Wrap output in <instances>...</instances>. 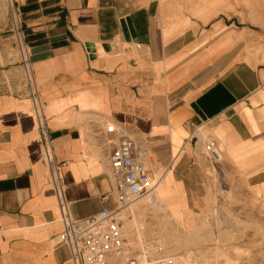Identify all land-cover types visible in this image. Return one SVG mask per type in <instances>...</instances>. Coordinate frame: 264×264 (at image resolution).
Segmentation results:
<instances>
[{"label":"crops","instance_id":"1","mask_svg":"<svg viewBox=\"0 0 264 264\" xmlns=\"http://www.w3.org/2000/svg\"><path fill=\"white\" fill-rule=\"evenodd\" d=\"M14 2L74 220L118 206L108 123L149 151L156 198L178 224L207 195L208 134L264 201V0ZM8 45L6 25L0 264H72L31 102L9 91L22 69Z\"/></svg>","mask_w":264,"mask_h":264},{"label":"built area","instance_id":"2","mask_svg":"<svg viewBox=\"0 0 264 264\" xmlns=\"http://www.w3.org/2000/svg\"><path fill=\"white\" fill-rule=\"evenodd\" d=\"M8 1L11 20L8 21L10 46L15 49L22 69L20 88L9 91L24 96L31 102L43 149V159L48 165L50 183L63 225L57 243L69 251L72 264H175L172 257L154 254L149 244L133 242L134 239L129 237L121 224L118 214L135 202L146 201L148 205L156 203L159 182L150 178V172L145 167L147 159L152 161L149 151L138 146L122 128L113 123L105 125L103 139L110 147L108 166L118 207L110 212L102 210L82 220H74L71 217L60 164L54 157L44 105L25 42L21 13L14 0ZM205 152L213 165H219L222 154L214 140L208 139Z\"/></svg>","mask_w":264,"mask_h":264},{"label":"rangeland","instance_id":"3","mask_svg":"<svg viewBox=\"0 0 264 264\" xmlns=\"http://www.w3.org/2000/svg\"><path fill=\"white\" fill-rule=\"evenodd\" d=\"M8 21L9 1L0 0V31L6 25L9 29ZM8 48L11 55L16 53L12 46ZM208 139L214 140L211 134ZM208 139L201 150L208 179L207 195L188 219L187 224L193 222L190 227L175 222L162 202L163 209L137 203L141 216L136 221L142 225L139 233L129 214L130 207L122 212L129 223L119 217L121 224L133 242L137 234L154 254L172 257L175 264H264V201L255 195V187L247 177L231 170L223 157L217 166L208 160ZM158 176L150 178L157 181Z\"/></svg>","mask_w":264,"mask_h":264},{"label":"bare ground","instance_id":"4","mask_svg":"<svg viewBox=\"0 0 264 264\" xmlns=\"http://www.w3.org/2000/svg\"><path fill=\"white\" fill-rule=\"evenodd\" d=\"M153 164H155V162H153V160L151 161L150 159H147L146 160V162H145V167L147 168V169H150L151 167H152V165ZM158 189V188H157ZM146 203L147 204V202L146 201H139V202H136V203H134L132 206H130V210H129V214L131 215V217H133V224L137 227V228H135V229H137V231H138V233L141 231V229H142V225L139 223V222H137L136 221V218L140 215V213L138 212V204L139 203ZM138 203V204H137ZM148 205V204H147ZM153 208H156V207H161V206H163L159 201H156V203L154 204V205H151ZM164 208V206L162 207V209ZM127 209H125V210H123V211H126ZM123 211H121L119 214H118V217H123V219H124V222L125 223H129V221L127 220V217H126V215H124L125 213H123V215H122V212ZM164 211H166V210H164ZM127 214V213H126ZM128 216V215H127ZM141 216V215H140ZM129 217V216H128ZM128 221V222H127ZM135 238H136V240H135V242H137L138 241V243H141V244H145L144 243V241H143V238L142 237H140V236H138L137 234H135Z\"/></svg>","mask_w":264,"mask_h":264},{"label":"water","instance_id":"5","mask_svg":"<svg viewBox=\"0 0 264 264\" xmlns=\"http://www.w3.org/2000/svg\"><path fill=\"white\" fill-rule=\"evenodd\" d=\"M88 48H91V45H87Z\"/></svg>","mask_w":264,"mask_h":264}]
</instances>
